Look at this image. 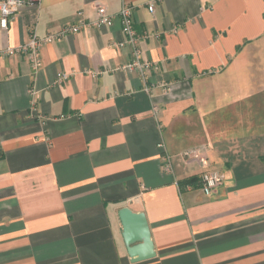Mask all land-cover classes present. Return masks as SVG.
Wrapping results in <instances>:
<instances>
[{
    "label": "crops",
    "instance_id": "crops-1",
    "mask_svg": "<svg viewBox=\"0 0 264 264\" xmlns=\"http://www.w3.org/2000/svg\"><path fill=\"white\" fill-rule=\"evenodd\" d=\"M125 2L146 76L119 18L46 41L38 69L5 53ZM124 206L155 257L128 255ZM0 264H264V0H35L0 27Z\"/></svg>",
    "mask_w": 264,
    "mask_h": 264
},
{
    "label": "built area",
    "instance_id": "built-area-1",
    "mask_svg": "<svg viewBox=\"0 0 264 264\" xmlns=\"http://www.w3.org/2000/svg\"><path fill=\"white\" fill-rule=\"evenodd\" d=\"M35 0H0V27L7 30L9 22L27 4H32ZM150 11H154V2L148 4ZM82 11L79 15H82ZM119 18L126 39L120 42V46L129 45L132 49V59L129 63L122 66L124 69H135L141 75L146 76L151 72L154 63L150 60L141 58V49L139 36L134 28V10L131 5L124 3L122 8L117 13H110L105 6L99 5L96 8L95 18L90 21H81L74 24H69L60 31L49 34L45 38H41L35 31L31 33L30 39L16 47H9L5 50L7 54L24 53L27 55L31 66L38 69L41 65V50L46 41L53 40L56 37L64 36L71 33L79 32L86 26L103 27L112 26L115 20ZM68 78L66 73L58 74V83H61ZM146 90L150 91L149 86ZM163 145L160 144V147ZM205 152V147H194L186 150L184 155L187 157H199ZM203 164H206V159H202ZM163 166L168 172L172 171V162L168 154L163 155ZM226 180V173L222 170H205L200 176V187L206 195H211L220 185Z\"/></svg>",
    "mask_w": 264,
    "mask_h": 264
},
{
    "label": "water",
    "instance_id": "water-1",
    "mask_svg": "<svg viewBox=\"0 0 264 264\" xmlns=\"http://www.w3.org/2000/svg\"><path fill=\"white\" fill-rule=\"evenodd\" d=\"M119 217L124 243L132 261L140 262L155 257V244L146 214L124 206L119 210Z\"/></svg>",
    "mask_w": 264,
    "mask_h": 264
},
{
    "label": "trees",
    "instance_id": "trees-1",
    "mask_svg": "<svg viewBox=\"0 0 264 264\" xmlns=\"http://www.w3.org/2000/svg\"><path fill=\"white\" fill-rule=\"evenodd\" d=\"M197 178H192V179H189L188 181H186V183H190V182H192V181H194V180H196Z\"/></svg>",
    "mask_w": 264,
    "mask_h": 264
}]
</instances>
